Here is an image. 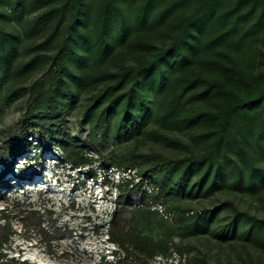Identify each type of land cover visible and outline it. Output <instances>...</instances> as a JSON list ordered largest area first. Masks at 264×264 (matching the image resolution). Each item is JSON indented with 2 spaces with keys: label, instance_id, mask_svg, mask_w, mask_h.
Instances as JSON below:
<instances>
[{
  "label": "trees",
  "instance_id": "16d2710c",
  "mask_svg": "<svg viewBox=\"0 0 264 264\" xmlns=\"http://www.w3.org/2000/svg\"><path fill=\"white\" fill-rule=\"evenodd\" d=\"M52 1L31 0V5L39 9ZM133 1L101 0L93 28L87 26L91 11L87 0H61L43 9L25 29V35L30 37L46 22L55 20L54 25L43 40L30 48L36 51L21 64L15 59L22 34L0 25V112L19 94H27L24 111L17 121L0 129V166L3 167L0 187L8 186L2 176L12 171L16 158L31 146L37 153L55 148L65 164L86 167L90 174L97 160L105 168L125 172L120 181L112 183L117 195L106 229V239L117 248L111 251L112 260L100 258L102 264H148L158 255L171 256L173 250L183 254L174 236L188 225V219L195 218L196 225H203L204 221L216 223L217 204L195 210L169 203L172 192L169 175L174 168H200L206 164L199 182L202 184L214 167L209 186L212 191L223 190L227 187L226 165L234 164L228 155V146L235 142L241 163H235L233 191L250 193L264 188V162L257 163L258 156L264 157V70L246 80L247 90L243 94L230 90L224 79L206 82L207 92L220 91L225 100L218 111H200L188 117L190 125L203 117L215 123L214 128L202 134L210 142L201 151L169 156L158 151H132L125 155L114 150H98V140H104L112 116L119 115L118 128L135 137L144 133L153 121L161 128L188 127V118L182 119V116L192 97L187 94L197 85V80H184L186 83L177 91V82H173L171 75L197 60L215 68L222 67L220 60L204 58L203 53L218 44L232 49L245 46L264 21V0H140L131 11ZM0 4L10 9V12L0 10V19L6 20L12 14L21 17L25 6L24 0H0ZM183 6L192 7L181 13L176 32L164 46L154 47L142 39L128 42L133 32L162 22ZM56 39L54 51H43ZM127 43L149 51L150 56L117 70L105 68L115 51ZM39 66L46 68L28 86L6 87L12 78H24ZM167 90L172 93L170 98L157 107L158 95ZM87 94L82 114L83 123L89 122V131L79 139L64 125L66 106L77 104ZM93 150L96 156L91 154ZM216 182L220 184L218 187ZM246 198V207H249L253 196ZM229 202L236 205L237 200L231 198ZM245 209L241 212L245 224L234 219L226 228L219 226L218 233L233 236L238 225L245 226L247 230H241L238 235L264 248V219ZM252 212L257 213L256 208ZM32 231L48 245L55 238L71 235L66 226L57 225L50 209L14 198L0 208V264H34L6 251L15 235L32 238ZM226 236L215 242L223 244L221 240ZM179 264L193 263L185 259Z\"/></svg>",
  "mask_w": 264,
  "mask_h": 264
},
{
  "label": "rangeland",
  "instance_id": "374dc122",
  "mask_svg": "<svg viewBox=\"0 0 264 264\" xmlns=\"http://www.w3.org/2000/svg\"><path fill=\"white\" fill-rule=\"evenodd\" d=\"M60 1L53 0L44 7L36 9L31 5V0H24L25 6L21 17L10 13L13 16L11 19H0V25L3 28L16 30L22 34L18 55L15 59L17 64L27 60L36 51L30 48L44 39L53 27L55 20L44 23L40 30L32 33L30 37L25 35V29L31 25L34 18L43 9ZM100 1L87 0V3L91 5L90 17L87 21L89 28L94 26L95 13ZM139 2L140 0H134L130 4L131 11ZM191 7L183 6L176 13L169 14L162 22L133 32L129 36L128 42L142 39L154 47L164 46L170 36L176 32V24L181 13ZM1 9L10 12L7 6L2 8L0 4ZM58 39L43 51H54ZM248 39L250 40L246 42L245 46L237 49L218 44L203 53L204 58L220 60L222 62L220 68L208 66L202 60H197L192 66L178 70L171 75L173 82L174 80L177 82L175 85L177 91L186 83L184 80H197V85L187 94L192 97L185 105L182 119H187L196 112L218 111L221 108L225 100L224 93L217 90L207 92L205 90L206 82L224 79L230 90L243 94L247 90L246 80L264 70V21ZM149 56V51L132 47L127 43L126 46L115 51L105 64V68L117 70L125 65L136 64ZM45 68L46 66H39L24 78H12L6 87L28 86ZM229 74H233L234 77H229ZM239 75L242 79L239 78ZM243 79L245 80L243 81ZM171 94L168 90L160 93L157 97L159 102L157 107L165 104ZM26 97V93L19 94L9 107L0 112V129L17 121L24 111ZM87 97L88 94L82 96L77 104L66 106L67 114L64 125L79 139H83L89 131V122L83 123L85 118L82 114ZM118 119L119 115L111 117L109 130L104 140H98L99 151L114 150L125 155L132 151H158L169 156L182 155L205 149L210 141L202 134L206 133L205 130L215 127L214 121L206 117L193 125H190L191 119L188 118V122H186L189 126L182 125L180 129L161 128L158 127L156 121H153L144 133L135 137L131 133L125 134L123 128H118L120 126ZM58 153L55 148L37 153L36 149L31 146L25 153L17 157L12 171H6L2 176L8 186L0 187V208L14 198L24 202H34L38 208L50 209L52 216L57 218V225L66 226L71 230V235L55 238L48 245L35 231L30 233L32 238L17 234L13 237L10 245L6 247V251L10 255L24 258L34 264H98L101 263L100 258L102 257H104L103 260H112L114 255L111 251L115 250L117 246L106 239V229L109 214L114 208L117 195V189L113 184L120 181L125 172L112 167L105 168L97 160L91 166L90 174L86 167L74 168L68 163L65 164ZM91 154L96 156V151L93 150ZM228 155L234 164L229 162V165H226L225 182L227 187L223 190L212 191V187L209 186L214 167L202 184L199 182L206 164L200 168L186 166L172 170L169 175L172 187L169 203L195 210L202 206L212 208V205L217 204L219 210L216 223L212 221V223L206 224L204 221L203 225L202 223L196 225L194 224L195 218L188 219V225L181 228L174 236V241L182 249L183 254L173 250L171 256L158 255L150 259L148 264H179L180 260L185 261V259L190 260L193 264H264V248L238 235L241 230H247L245 226L238 225L237 234L233 236L231 234L226 236L224 232L218 233L220 227L226 228L234 219L245 224L241 213L246 211L245 208H249L250 214L253 213L264 219V188L250 193L233 191L236 185L234 172L237 170V166L235 163H241L235 142L233 146H228ZM258 162L263 163L264 157L258 156ZM2 170L3 167L0 166V173ZM219 185V183H215L216 187ZM146 188H151V185L148 184ZM248 195L253 196V203L246 207ZM231 198L237 200L236 205L229 204ZM160 207L161 205H157V208ZM255 208L257 213L252 212L255 211ZM43 224L46 225V221ZM223 236H226V239L221 240L223 244H217L216 239Z\"/></svg>",
  "mask_w": 264,
  "mask_h": 264
},
{
  "label": "built area",
  "instance_id": "2783aa9c",
  "mask_svg": "<svg viewBox=\"0 0 264 264\" xmlns=\"http://www.w3.org/2000/svg\"><path fill=\"white\" fill-rule=\"evenodd\" d=\"M159 209H161V207Z\"/></svg>",
  "mask_w": 264,
  "mask_h": 264
}]
</instances>
